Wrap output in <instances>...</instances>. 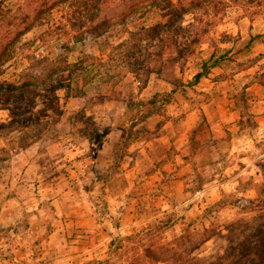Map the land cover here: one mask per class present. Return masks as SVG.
Listing matches in <instances>:
<instances>
[{
	"label": "rangeland",
	"instance_id": "1",
	"mask_svg": "<svg viewBox=\"0 0 264 264\" xmlns=\"http://www.w3.org/2000/svg\"><path fill=\"white\" fill-rule=\"evenodd\" d=\"M43 1L0 0V40ZM61 1L47 0L54 36L21 34L18 65L0 77L32 85L0 102V249L15 257L0 264H228L223 225L239 221L264 240V212L248 206L264 186V4L130 0L133 16L107 11L100 34L80 37ZM226 50L224 67L190 86ZM200 107L207 119L190 114Z\"/></svg>",
	"mask_w": 264,
	"mask_h": 264
},
{
	"label": "trees",
	"instance_id": "2",
	"mask_svg": "<svg viewBox=\"0 0 264 264\" xmlns=\"http://www.w3.org/2000/svg\"><path fill=\"white\" fill-rule=\"evenodd\" d=\"M129 1L130 0H65V2H61H67L69 8L73 10L70 11L68 15L69 19H66V21L72 25L73 29H76L78 36L81 37L83 35L94 36L100 34V27H98L97 23L102 18L103 13H106L107 11H110L113 14L115 13L116 15L118 14L117 16L123 19H127V17L133 16L135 14L134 5L130 6ZM140 1L143 2L145 0ZM250 3H255L258 7H260L262 6V4H264V0H250ZM191 4L194 6H199L201 3L199 1H192ZM57 6L58 4L54 2L48 5L47 0L43 1L42 9H38L32 16H30L29 14L24 16L23 22L25 24V28L22 33L16 35L12 39H10V37H6L0 40V77L3 74V70L5 67L18 65L17 51L20 49L16 48V44L21 34L28 32L33 27L46 26L45 31L38 37V41L44 42L47 38L54 36V27H52L53 25L51 26L50 23H48V20L52 16V10ZM56 28L61 31L60 27L56 26ZM62 32L63 34H67L65 30H63ZM260 38L261 35H256L252 38L250 37L245 45V49H248L251 46V41ZM222 43L229 44L230 39H225V41H223ZM223 54L224 55L220 57H214V53L213 55L211 54L208 59L203 62V65H201L200 71H198L189 81L190 86H197L201 78L205 77L212 68H223L225 62L230 59L228 50L224 51ZM24 59H26V57H24ZM207 62H209L210 65L207 66ZM76 67H78V65L76 64H65L63 67H61L60 71L64 73ZM50 78H52V75L50 76ZM258 81L260 86L262 87L264 96V67L258 74ZM40 84L43 86L47 84V79L42 80ZM30 86L32 85L28 83H11L0 81V102H2L3 100V95L7 96L10 94H15L19 90L26 89ZM51 86L53 90L56 88V85L51 84ZM159 96V94H156L146 102V114L152 112L151 110L154 108L153 106H157L159 103L161 105V102H164L158 101V98H160ZM168 103L169 101L163 103V105H166ZM201 118L204 117L202 116ZM28 145L26 144L25 147H27ZM262 170L264 171V167L262 168ZM248 206L251 210H256L259 213V215L257 216V218L259 219L264 212V186L263 190L261 191V193H259L257 198L249 201ZM202 227L204 228L203 233L205 235H208L210 233V230L205 228L204 225H202ZM222 230H224L228 234L226 236V240L229 242L228 252L230 254V257L227 260L231 259L228 264H264V240L260 238V235L262 233L261 227L253 228L249 223L239 221L233 224L223 225ZM5 231V229H0V239L4 236H8ZM147 232H149V230H147ZM15 233L18 232L16 231ZM135 236L138 235L135 234L123 238H118L117 241L111 240L109 243V251L114 252V250L116 251L117 248L121 249L124 243L132 241ZM184 237L186 236L179 238L184 239ZM208 238H211V236H209ZM0 259L8 261L15 259V257L11 249L7 248L5 253L0 249ZM178 260L179 259H173L169 257L162 262L165 264H178L180 262ZM221 260H226V258L222 257Z\"/></svg>",
	"mask_w": 264,
	"mask_h": 264
},
{
	"label": "crops",
	"instance_id": "3",
	"mask_svg": "<svg viewBox=\"0 0 264 264\" xmlns=\"http://www.w3.org/2000/svg\"><path fill=\"white\" fill-rule=\"evenodd\" d=\"M252 66H250V68H251ZM214 69V68H213ZM209 74V73H208ZM207 74V75H208ZM207 75L205 76V77H203V78H201V80H203V79H206V77H207ZM200 80V81H201ZM258 80V79H257ZM200 81H199V83H200ZM199 83L197 84V86L199 85ZM255 85H257V86H259L260 88H261V90H262V87L260 86V84H259V81H257V83H255ZM196 87V86H195ZM262 94H263V91H262ZM198 112V114H199V119L202 117V116H204L206 119H207V112L205 111V108L204 107H200L199 109H195V110H192L191 111V113L190 114H195V112ZM189 114V115H190ZM196 126H197V121L195 122V125H193V127H191L190 129H187L188 131H190V130H195L196 129ZM193 132V131H192Z\"/></svg>",
	"mask_w": 264,
	"mask_h": 264
}]
</instances>
